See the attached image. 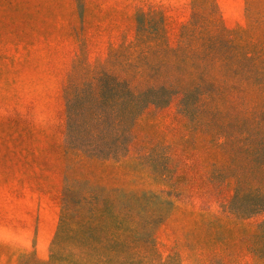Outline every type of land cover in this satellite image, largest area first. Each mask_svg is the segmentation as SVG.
Listing matches in <instances>:
<instances>
[{
	"label": "rangeland",
	"instance_id": "rangeland-1",
	"mask_svg": "<svg viewBox=\"0 0 264 264\" xmlns=\"http://www.w3.org/2000/svg\"><path fill=\"white\" fill-rule=\"evenodd\" d=\"M131 61L173 82L114 89ZM251 156L264 0H0V264L72 259L80 228L106 264H264Z\"/></svg>",
	"mask_w": 264,
	"mask_h": 264
},
{
	"label": "trees",
	"instance_id": "trees-1",
	"mask_svg": "<svg viewBox=\"0 0 264 264\" xmlns=\"http://www.w3.org/2000/svg\"><path fill=\"white\" fill-rule=\"evenodd\" d=\"M142 43V40L138 38V40L135 42L137 49L140 48ZM172 52L177 53V50H173ZM192 55L199 54L200 50L191 51ZM206 51H204L202 56H205ZM179 58V56H178ZM180 59V58H179ZM129 65H131L129 67ZM124 67L127 68L128 74L125 77L117 76V78L113 79V85L114 89L117 88H124L127 91L130 92H136V91H145V90H152L153 88H156L158 86H166L167 84L173 82L172 79L169 77H151L148 79L143 80L142 76L146 72L147 68L144 66H137L135 67V64L133 62H129L126 64H123ZM175 73L178 76L191 78V75H195L196 72L192 69H189L187 71H181L174 69ZM207 97L211 96L206 93ZM206 97V99H207ZM97 121L104 123L106 118L100 113L96 114ZM121 124H124L126 126L127 122L120 120ZM129 127L126 129L128 130ZM263 138V137H262ZM218 147H224L226 146V142L222 143H214ZM250 144L248 143V152L250 149ZM131 147V146H130ZM96 154V153H95ZM236 161H233V164L237 167V165H240L244 168V162L238 161L237 156L235 157ZM249 166L252 169L251 171V177L254 180V185L256 186V189L259 194L264 195V159L262 161H258L256 157L251 156L248 158ZM214 173V172H213ZM243 175L245 176V170H243ZM258 177V179L255 178V175ZM98 206V205H96ZM254 212L257 211V213H263L264 214V200L255 204L254 206ZM76 235H72L74 237L73 242L75 243V249L76 251L83 252L82 254L89 253L91 256L89 258L85 257L82 258V254L79 252H76L73 254V258L69 259L68 257L62 258L61 256H58L56 253L51 254V259L58 261L60 264H106L110 263L113 259H117L119 262H122L120 258L123 259L122 254L118 252L117 244L118 239L115 236H102L99 237L98 235H87L84 233L85 230L83 229H75L73 230ZM155 244V243H153ZM96 255L95 259H92L93 255ZM121 255V256H119Z\"/></svg>",
	"mask_w": 264,
	"mask_h": 264
}]
</instances>
